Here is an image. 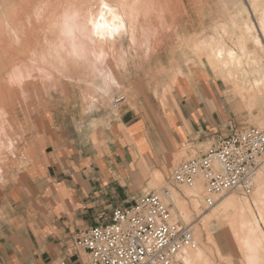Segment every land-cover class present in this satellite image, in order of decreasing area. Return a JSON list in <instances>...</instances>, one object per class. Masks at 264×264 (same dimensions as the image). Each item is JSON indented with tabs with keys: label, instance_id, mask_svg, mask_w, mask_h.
<instances>
[{
	"label": "crops",
	"instance_id": "0c3cea01",
	"mask_svg": "<svg viewBox=\"0 0 264 264\" xmlns=\"http://www.w3.org/2000/svg\"><path fill=\"white\" fill-rule=\"evenodd\" d=\"M186 72L163 93L164 105L124 96L105 135L97 130L95 140L71 148L47 143L39 168L3 191L0 264H80L73 241L79 230L105 225L115 209L155 192L146 191L154 175L165 178L188 146H212L244 123L222 79ZM215 241L221 254L232 253L228 241Z\"/></svg>",
	"mask_w": 264,
	"mask_h": 264
},
{
	"label": "bare ground",
	"instance_id": "6f19581e",
	"mask_svg": "<svg viewBox=\"0 0 264 264\" xmlns=\"http://www.w3.org/2000/svg\"><path fill=\"white\" fill-rule=\"evenodd\" d=\"M187 1L189 0H0V114L3 117L0 119V124L2 120L10 124L9 120L12 119V116L18 114L19 105L21 104L20 108H23L25 105L22 104H25V101L30 99H27L28 97L41 92L39 89L47 94L50 88L56 89L58 87L59 90V87H61L62 91H69L70 87L75 92L78 91L80 97L84 99L83 103L87 101L88 104H86L89 105L90 109L101 111L97 108L100 104V100L96 97L98 95L89 96L86 92L91 89L97 92V88L100 87L98 85L101 84L97 83L98 78H101L103 82H107L106 77L111 75L110 71L114 65L113 61L117 59L114 44H118L120 40L126 41L128 44L129 41L132 43L134 39L132 37L135 35L133 30L136 28V23L140 18L138 13L140 7L142 10L151 9L156 17L161 20L163 17L166 18V16H170L172 19L177 13L182 14L185 12L187 16L189 12ZM199 1L198 5H200ZM248 1L247 3L251 4L250 7H247L248 5L246 4V6L243 0H224L225 8H227L228 12L227 20L222 22L220 19V22L215 24L213 29L211 28L212 34L202 35L201 37L197 35L191 38L183 35L187 39H182L183 44L181 46L183 45L185 47L183 50L185 51L186 49L190 54L185 66L188 76H199L206 79L211 75L222 79L228 87V94L233 100L235 108L239 111L244 110L249 115L254 116L258 127L264 128V86H259L260 73L264 69V54L257 34L246 18L248 13L252 15L255 13L259 16L257 21L258 26H260L259 29L264 30V14L260 15L256 0ZM104 5H107V7ZM204 5L206 6V4ZM177 17L179 16L177 15ZM135 18H137L136 22L134 21ZM170 20L169 22L171 23L172 20ZM176 20L175 22L173 21L175 24L178 21ZM154 21L157 22L153 20L152 27L157 32V29L161 26L159 25L160 27L156 28ZM185 21H188V19ZM144 23L142 22L139 25L147 28V23ZM187 23L185 22V24ZM150 24L148 25L150 26ZM172 24L168 25L167 23L169 28L174 25ZM178 26L176 27L178 28ZM170 33L176 36L173 31ZM162 35L164 34L162 33ZM135 38L137 39V37ZM218 47L223 50L224 55L222 58L217 55ZM229 53L234 54V60L229 57ZM15 69H19L25 74L26 78L21 86L8 83V76ZM186 71L183 72L181 67L177 72L174 71L175 73L170 72L174 76H170L172 77L170 84L162 92L164 94L165 92H171L177 82L179 83L180 78L185 76ZM29 73L31 74L30 77ZM42 73H46L51 79H45ZM13 97H18L17 101L20 98V104H17ZM122 97L124 96L117 98V100ZM23 100H25L24 103L22 102ZM101 107L104 106L101 105ZM113 107L117 108L118 105H114L113 102ZM26 108L28 107L26 106ZM84 110L86 109L84 108ZM83 113L85 114V112ZM95 125H98L97 122ZM11 131L14 130L11 129ZM96 134L97 128L93 129L92 140L96 139ZM10 142L12 143V141ZM2 154L0 150L1 157L3 156ZM256 181L257 186L254 184L253 188V190L256 189V192L251 202L247 199L239 200L235 196L230 197V199L235 201L233 219L240 217V214L241 221L249 217L252 219L254 208L259 211L260 217H264V165L256 173L254 182L256 183ZM152 183H154V180ZM192 190L194 194L200 197L199 200L196 197L193 198L195 206H199L201 203L200 199L203 197L205 201L206 196L203 184L198 182ZM227 195L216 196L215 201L217 202L221 197ZM166 198L175 206L176 204L178 206L179 202H181V197L177 192L169 193ZM209 210H215L214 216L219 215L218 209L212 207ZM251 219L249 223L252 222ZM220 226L225 227L226 225L221 223ZM243 233L249 235L246 232ZM199 235V232L194 233L195 244L193 247L188 248V254L191 255V250L197 247L196 241H199ZM253 242L254 248L261 251L264 250V246L261 245L263 243V234L255 236Z\"/></svg>",
	"mask_w": 264,
	"mask_h": 264
},
{
	"label": "rangeland",
	"instance_id": "374dc122",
	"mask_svg": "<svg viewBox=\"0 0 264 264\" xmlns=\"http://www.w3.org/2000/svg\"><path fill=\"white\" fill-rule=\"evenodd\" d=\"M194 1L195 0L187 1L189 5V12L187 16L185 12H183L182 14L177 13L172 19L170 16H166V18L163 17L161 20L160 18L156 17L151 9L146 8L145 10H142L140 7V10L138 11V13L140 14V18L138 19V21L137 18H135L134 20L135 22L137 21V23L136 28L133 30L135 35L134 37H132V39L134 38L132 40V43H130L129 41L128 44L126 41L120 40L118 44H114L117 59L113 61V64L115 66L113 65V68H111L110 74L115 83L113 84L110 80L107 79V82H103L101 78H98L97 83L101 84L98 85L100 87L97 88V92L94 89L89 90V92L85 91L89 96L98 95L96 96L97 99L100 100V104L104 106L101 107L100 104L98 105L97 108L101 111H97V109H90L88 107L89 105H87V101L83 103L84 99L80 97L78 91L75 92L70 87L69 91H62V89H60L61 87H59V90L58 87L56 89L50 88V91L47 92V94L39 89L41 92L39 90L38 92L40 93H36L35 95L32 94L33 96L27 98H30V101H22L23 103L25 101V104H22L25 105L24 107L22 106L23 108H20V98L19 101H17L18 97H13V100L15 99V101H17V104H20L18 107V114L12 116V119L9 120L10 124L6 123L4 120H2L1 122L2 125L0 124V135L3 137L2 138L0 136L1 154L3 152V156H0V158L3 159V162L2 159H0V168L2 167V172L0 169V173H2L0 174V204L4 200L3 191L9 189V187L12 186L15 180L18 181L19 175L22 174V176L24 177L29 169L34 165H36L35 169L39 168V155L42 154V152L46 149L47 143L49 145H52L54 143L60 149L63 146H69L71 148L73 146H80L88 143L93 133V129L95 130L97 128L100 134L105 135V133L110 130V122L115 116V108L113 107V102L117 100V98L126 96L128 102H133L135 100L137 101L140 96H147L154 98L157 103L159 102V104H165V101L163 102V92L165 88H167L170 84L169 82L171 78L174 76V74L172 73L177 72V70L179 68L181 69V67L182 71L186 69L185 66L187 64V60L188 58H190L189 52L186 49L184 51L183 48L185 47L183 45V47L181 46V44H183L182 39L184 38V36L186 35L187 38H191L193 36H196L197 34L199 36L212 34V29L215 24L219 23L220 19L223 22L228 18V12L227 8H225L226 5L224 4V0H207V2H205V0H196L195 4L197 3L196 5L200 7H197L194 4ZM198 1L200 5H198ZM243 1H245V5H248H246L247 7L251 6V4L247 3L249 2L248 0ZM256 2L260 9V15L264 14V10H262L260 7L261 4H264V0H256ZM204 4H206V6ZM177 15L179 17H177ZM164 18L166 19V21ZM246 18L249 25L257 34L264 54V30H260V26H258L257 24L259 16L255 13L253 15L251 13H248L246 15ZM184 19H188V21H185ZM153 20H156L158 22L157 26V22L154 21L156 23V28L161 26L160 28H158L159 30L157 29V32L153 30ZM169 20L174 24H172L173 26L171 28H169L168 26L171 25ZM175 20L177 21V24L174 23ZM142 22H145L144 24L147 23V28L146 26L142 27V25H139ZM185 22H188L187 24L189 25L185 24ZM148 24H150L152 28ZM177 25H179L178 28L176 27ZM179 28H181L180 30L182 32L178 30ZM175 30H177L178 32ZM169 31H173L176 36H174V34L170 33ZM166 32L169 34H167ZM162 33L165 36L162 35ZM135 37H137V39ZM186 37L184 39H187ZM179 41L181 42L179 43ZM177 45L179 46V48ZM182 50L185 55L182 53ZM99 79H101L102 81H99ZM91 91L93 92L90 94ZM170 95L172 96V93ZM26 106L28 108H26ZM84 108L86 110H84ZM20 110L24 112H21ZM236 110L239 111L238 109ZM83 112H85V114ZM239 112L243 118L242 121L244 122L239 127L244 125H252L258 127L254 116L249 115L248 112L244 110H240ZM94 121L97 122V126L95 125L96 122L94 124ZM90 124H93L94 126ZM11 129L14 131H11ZM8 133L11 135H9ZM2 140L4 141V143ZM10 141H12V143ZM210 147L211 144L204 147L194 148L192 146H188L187 148H185L181 153L175 156L170 166L169 172L167 173L165 178L160 173L154 175L152 179V181L154 180V183H152L151 181V183L149 184V188L146 191H155L161 196L163 195L162 198L167 203L171 202H169L166 198L167 196L164 193V189H168L169 193L177 192V194H179V196L181 197V202H179V205L177 206L176 204L177 207L173 205V203H171L174 218L182 221L184 224L191 226L194 233L199 232L200 234L198 237L199 241H196L197 247L191 250V255L187 253L189 247L185 248L181 253V259L184 264L186 261L192 259L195 250L203 253V259L207 262V264H225L226 260L229 261L230 264H234V261L236 262V264H249V249L244 243L245 240H247L248 244H250L255 250V264H264V250H257L253 246L254 237L259 236L260 234H263V243L261 245L264 246V218H262V216L260 217L259 211L256 208L253 209V216L251 219V221H255V232H253L251 235H246L243 233V229H241L242 232L239 233V235L232 234L235 242L238 245L237 248L241 252L240 255L230 236V232L226 231L225 229L226 226H220L219 232L212 229V221L213 219H217V221L219 222V215L214 216L213 214L215 210L212 211L206 208L203 197L200 199L201 203L199 204V206H195L196 204L194 203L193 198L196 197L199 200L200 197L194 194L192 189L198 182H201L202 184L203 182L198 181L193 187H186L174 185L170 181L172 172L181 162L191 157L200 155L199 152L201 151H203V153L207 152ZM254 184L255 186H257V181L256 183L254 182ZM255 192L256 189H254L252 194L250 195H245L242 193H232L228 194L227 196L229 198L235 196L239 200L247 199L251 202L255 195ZM237 219L241 220V214ZM215 238H219L225 242L228 241L232 253L225 256L221 254ZM77 251H81L82 255V261L80 262V264H89L88 255L82 250L77 249ZM229 257H232V262Z\"/></svg>",
	"mask_w": 264,
	"mask_h": 264
},
{
	"label": "built area",
	"instance_id": "2783aa9c",
	"mask_svg": "<svg viewBox=\"0 0 264 264\" xmlns=\"http://www.w3.org/2000/svg\"><path fill=\"white\" fill-rule=\"evenodd\" d=\"M263 165L264 128L244 125L217 138L207 152L181 162L170 181L186 187L202 181L209 210L216 196L252 194L254 177ZM73 241L88 255L89 264H184L181 253L195 244L192 227L175 219L172 204L157 192L115 209L109 223L79 230Z\"/></svg>",
	"mask_w": 264,
	"mask_h": 264
},
{
	"label": "snow or ice",
	"instance_id": "6c2138e0",
	"mask_svg": "<svg viewBox=\"0 0 264 264\" xmlns=\"http://www.w3.org/2000/svg\"><path fill=\"white\" fill-rule=\"evenodd\" d=\"M104 6L107 7V5H104ZM260 7L262 10H264V4H261ZM217 55L221 58L224 55L223 50L219 47L217 48ZM228 55L230 58L234 60L233 53H229ZM30 75L31 74L29 73V77ZM42 75L44 76L45 79H51V77L48 76L46 73H42ZM260 76H261V79L259 80V86H264V69L261 70ZM25 78L26 77L23 72L19 71V69H15L9 74L8 83L11 85L21 86ZM106 79L110 80L113 84L115 83V81L112 80L111 75L106 77ZM2 118H3L2 114H0V119ZM234 203H235L234 199H230L228 196H225V197H221L216 202V204L213 205V208L218 209L219 222L217 221V219H213L212 225H211L212 229L219 232L220 224L222 223L226 225L227 231L232 234L238 235L239 233L242 232L241 229H243L244 230L243 232H246L249 235L252 234L253 232H255V221H252L251 223H249V220L251 219L250 217L243 221L232 218ZM244 242L249 249V256H248L249 264H255V260H256L255 250L252 248L250 244H248L247 240H245ZM185 264H207V262L203 259V253L199 252L198 250H195V252L193 253L192 259L189 261H186ZM225 264H230V262L226 260Z\"/></svg>",
	"mask_w": 264,
	"mask_h": 264
}]
</instances>
